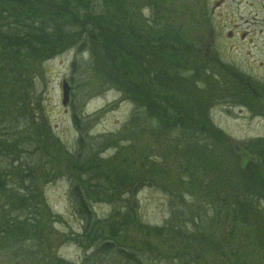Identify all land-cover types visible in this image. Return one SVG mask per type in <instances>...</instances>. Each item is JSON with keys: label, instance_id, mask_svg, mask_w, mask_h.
<instances>
[{"label": "rangeland", "instance_id": "374dc122", "mask_svg": "<svg viewBox=\"0 0 264 264\" xmlns=\"http://www.w3.org/2000/svg\"><path fill=\"white\" fill-rule=\"evenodd\" d=\"M67 1L75 4L78 0ZM102 2L104 0H99L96 4L98 11L103 9ZM120 3L123 8L119 10V4L114 3L111 14L119 22L125 18L130 36L142 40L155 33L156 36H179L195 51L192 64L196 68L193 71L202 79L192 85L188 75H173L174 80L169 83V99L191 107L198 121L207 123L214 129L212 131L223 132L225 141L239 147L242 152L238 160L240 167H246L257 156L254 139L264 137V121L263 117L254 119L253 114L245 109L240 112L242 108L236 96L240 95L244 84L249 87L246 89L249 93L255 92L253 88L264 91V0H120ZM64 16L68 15L65 13ZM93 37L96 39V34ZM81 46L40 62L24 63L19 68V83L14 79L5 82L16 84V88L5 84L0 93L5 98L11 96V89L17 90L16 93L24 99L23 108L28 109L31 116L21 120L18 111L8 112L0 121V144L8 143L14 147L13 150L5 149L4 154L9 158V153L14 151L10 159L15 163L16 172L23 174L28 169L38 168L36 181L44 197L40 208L46 210L42 227L47 235L40 256L41 264H59L61 260L66 264L118 263L116 255L108 253L85 263L90 253L82 247H86L81 239L85 222L71 196L75 182L82 185L83 174L77 162L87 169H95V174L96 170L99 172L89 190L92 197L89 204L96 221L92 247L97 235L98 238L100 234L111 238L117 232L115 228L119 223L112 214L119 209L111 204L113 200L117 199L120 207L135 200L146 228L163 227L172 219L176 206L187 209L188 213L200 214L202 221L196 216V225L203 230V224L206 232L203 230L205 233L202 234L207 239L220 241L216 247L205 241L199 250L198 246H193L184 254L182 248L192 242H170L172 233L158 236L159 233L149 231V234L143 225L126 221L129 222L127 232L120 238L123 249L129 252L134 248L143 250L146 262L151 260L152 251H155L157 259L152 258L155 260L152 262L159 264H264L263 252L250 245L247 235L233 230L240 224H235L230 217L226 199L218 192H210L208 182L202 184L213 176L204 172L205 166L213 169L211 160L205 162L204 158L198 157L202 168L193 175L200 181L190 185L192 171L186 168L185 173L182 172L181 158L165 156L166 145L162 142L164 138L170 140L171 133L156 138L155 132L149 129L151 124L141 109L142 104L133 100L136 99L133 90L126 91L124 84L116 86L117 78L115 82L104 79L95 70L87 47ZM118 64L115 74L121 77L130 76L131 71L136 70L131 62ZM131 76V84L142 85L148 81L139 70ZM65 81L71 87L67 106L63 105ZM206 88L209 90L205 91ZM74 114L78 125L73 120ZM41 133L47 136L43 144L39 141ZM27 136L30 138L24 142ZM19 139L23 141L19 144H29L30 148L17 147L15 150ZM243 145L255 152L245 150ZM32 149L28 162L24 152ZM218 158L231 162L226 161V167L237 161L233 156L220 155ZM3 165H9V160ZM125 176L138 185H122ZM16 186L9 188L22 189V184ZM133 189L135 196L131 194ZM31 205L39 208L32 202ZM19 215L23 220L32 216L23 213V208H20ZM111 219L116 222L112 224ZM199 236L201 232L197 233V238ZM13 238L0 245V261L16 249Z\"/></svg>", "mask_w": 264, "mask_h": 264}, {"label": "trees", "instance_id": "16d2710c", "mask_svg": "<svg viewBox=\"0 0 264 264\" xmlns=\"http://www.w3.org/2000/svg\"><path fill=\"white\" fill-rule=\"evenodd\" d=\"M98 1L78 0L75 4H69L67 0H0V93L5 84L16 88V84L5 82L14 79L19 83L21 78L19 68L24 63L40 62L78 45L87 47L92 63L96 66L95 70L101 73L104 79L115 82L117 78L116 86L124 84L126 91L133 90V96L136 98L133 100L135 103L142 104L141 109H144L149 117V124H151L149 129L155 132V137L161 134L167 137L171 133V139L164 138L162 142L166 145L165 156L176 155L177 158H181L179 164L183 167V169L180 168L182 172L185 173L186 168L192 171L188 181L190 185L200 181L193 175L202 168L198 163V157L204 158L205 162L211 160L213 169L205 166L204 172L209 176L213 174V178L204 180L202 184L205 185L208 182L212 189L211 191L208 187L210 192L215 194L218 192L226 199L225 206L229 208L230 217L235 224H240L233 230H237L238 234L247 235L250 245L261 250L264 258V172L257 171L252 161L242 169L238 161L241 155L232 150L230 142L225 141L223 132L212 131L214 129L211 126L208 127L207 123L198 121L191 107L184 106L181 101L169 99L168 92L171 90L169 83L173 82L174 79L171 78L173 75L179 73L183 77L188 75L192 85L198 79H202L200 75L196 77L193 71L196 68V65L192 64L196 55L195 51L179 36L172 37L169 34L156 36L155 32V35L149 34L150 36L145 40L130 36L125 18L124 21L119 22L111 14V6L114 3L119 4V10L123 8L121 7L123 3H120V0H104L100 3L103 9L98 11V5H96ZM65 13L68 16H64ZM95 34L96 39L93 37ZM119 62L133 63L135 72L139 70L143 78L148 79L147 83L145 81L146 84L142 85L131 84L132 80L129 78L135 73L133 71L127 77L116 75L117 65L120 66ZM189 70L190 73L186 74L185 72ZM185 81L188 80L185 79ZM11 90V96L3 98L0 95V121L13 110L18 111L21 120L31 118L29 110L23 108L22 96L16 93L17 90ZM207 90L209 89L206 88L205 91ZM164 92H166L165 95ZM2 94L5 93L2 92ZM13 96L16 98L14 99ZM198 107L201 108L200 105ZM73 120L78 125L76 114ZM15 122L18 120L16 119ZM131 122H134L133 119ZM46 137L45 133L39 135V138H42L39 140L41 144ZM29 138L24 137L23 141L28 142ZM23 141L19 139L15 144V150L17 147L30 148L29 144H19ZM0 146V245L16 235L13 238L16 249L6 257L3 256L0 264H41L40 256L45 248L47 235L46 229L42 227V217L45 216L43 213L46 210L40 208L44 203V197L36 181L39 176L38 168H33L31 171L28 169L23 174L16 172L13 167L15 163L10 159L14 151L9 153V158L4 154L5 149L13 150L14 147L11 148L8 143L0 144ZM244 148L252 153L255 152L247 146ZM33 150L24 152L26 161H28L27 157L33 154ZM220 155L233 156L237 161L233 166L226 167L227 160H220L218 158ZM7 160L9 165L4 166L3 162ZM165 161L167 162L166 158ZM175 162L178 164V160ZM227 163L231 162L227 161ZM38 165L40 167V161ZM77 167L83 174H81L82 185L76 181L71 190V196L78 214L85 222L81 239L86 247H82L86 253H91L87 254L89 256H86L85 263L97 255L108 253L116 255L118 262L116 264H159L152 262L155 261L152 258L157 259L155 251H152L151 260L146 262L145 258L143 259V250L137 251L135 250L137 248H134L129 252L123 249L120 238L125 236L129 222L143 225L148 233L156 232L159 233L158 236L166 232L172 233L170 242H192L191 245L182 248L184 254L189 249H193L191 248L193 246H198L196 248L199 250V247L205 245V241H208L211 247L219 245V240L207 239V236L202 234L206 230L203 224L202 229L205 232L196 225L197 213L192 211L188 213L187 209L181 207L178 209L174 206L176 209L172 219L168 220L163 227L146 228L139 217L135 200H130L126 207H120L117 199H114L111 204H115L119 209L112 214L119 223H116L117 232L111 238H105L101 234L98 238L99 235H97L94 239L95 246L92 247V231L96 221L89 204L92 198L89 190L94 186L92 180L99 176V172L96 170L95 174V169H87L80 162H77ZM124 178L126 179L122 185L124 183L127 187L138 185L132 181V178L128 176ZM16 184H22V189L9 188L17 187ZM181 184H183V178ZM131 194L135 196L134 189ZM172 197L175 196L172 195ZM31 202L39 208L35 209ZM20 208H23V213H31V218L25 215L26 220H23L19 215ZM125 208L126 211H124ZM199 216L200 214L197 217L202 221ZM116 221L111 219L112 224ZM120 231H122L121 234ZM200 232L201 236L197 238V233ZM20 257H22L21 260L16 262ZM59 264L66 263L61 260Z\"/></svg>", "mask_w": 264, "mask_h": 264}, {"label": "flooded vegetation", "instance_id": "af4514ba", "mask_svg": "<svg viewBox=\"0 0 264 264\" xmlns=\"http://www.w3.org/2000/svg\"><path fill=\"white\" fill-rule=\"evenodd\" d=\"M246 85L249 86V83H246ZM248 88L249 87H245L244 84V88L241 90L240 95L239 96L235 95L236 97L239 98L238 103L239 106H241L242 108L240 112H243V109H245L247 110V112L253 114L254 119L257 117H261V118L263 117V121H264V91L261 92L253 88L255 92L249 93V91L246 90ZM254 140H256L255 146L258 148V150H257V156L253 157L252 162L254 163V168H256L257 171L264 172V137H259ZM231 146L233 150L237 151V153L239 152L238 146L233 145L232 142H231ZM241 150H243V148H241Z\"/></svg>", "mask_w": 264, "mask_h": 264}, {"label": "water", "instance_id": "95a60500", "mask_svg": "<svg viewBox=\"0 0 264 264\" xmlns=\"http://www.w3.org/2000/svg\"><path fill=\"white\" fill-rule=\"evenodd\" d=\"M71 87L68 82L63 83V105L67 106L70 102Z\"/></svg>", "mask_w": 264, "mask_h": 264}]
</instances>
